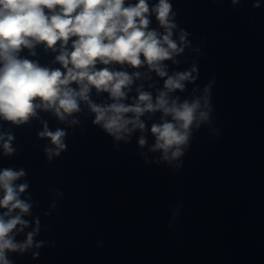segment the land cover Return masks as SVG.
I'll return each instance as SVG.
<instances>
[{
	"label": "clouds",
	"instance_id": "clouds-1",
	"mask_svg": "<svg viewBox=\"0 0 264 264\" xmlns=\"http://www.w3.org/2000/svg\"><path fill=\"white\" fill-rule=\"evenodd\" d=\"M171 10L169 0H158L151 8L147 0H136L127 6L125 0H0V119L19 125L35 116L37 109H44L52 110L63 121L66 115L79 111L78 101L83 100L96 114L93 122L102 124L105 131L120 140L122 133L144 129L140 117L145 112L162 111L171 121L153 124L151 132L156 137L153 150H162L165 160L170 159L169 152L171 159L180 157L181 146L188 143L192 126L199 127L208 114L198 111L199 100L178 103V98L168 99L169 93L183 91L184 82L194 79L191 73L196 71L193 67L191 72L168 76L162 64L182 53L186 45L183 31L179 45L172 38L176 25L171 21ZM151 14L164 29L163 34L149 30ZM37 44L58 51L56 62L61 67H41L35 61L19 57L23 48L35 55L32 49ZM114 63L132 68L147 65L161 78L167 77L165 90L159 93L155 103L150 93L138 90L136 103L125 105L120 102L126 97L124 89L140 73L113 71L108 66ZM98 64L105 67L98 68ZM73 83L76 88L71 87ZM93 87L98 92L109 93L114 102L103 107L91 103L88 93ZM204 99L207 106V97ZM129 113L133 114L131 118L126 116ZM39 136L49 138L56 146L54 153L46 149L49 156L59 155L65 148L62 142L65 133L60 129L51 132L45 125ZM13 139L12 135L6 140L0 135L5 155L13 153ZM139 143L143 146L145 140L141 138ZM23 176L22 169L0 170V191L3 192L0 209L6 210L0 214V264H11L7 252H24L32 247L33 236L38 231L39 221L37 229L28 233L23 243L15 241L13 231H23L28 226L21 217L31 208V204L20 198L28 185L14 183ZM14 212L17 214L13 215ZM40 246L36 244L37 248Z\"/></svg>",
	"mask_w": 264,
	"mask_h": 264
}]
</instances>
